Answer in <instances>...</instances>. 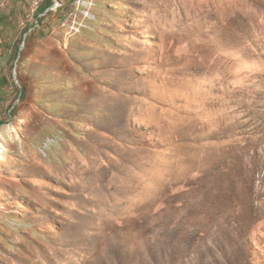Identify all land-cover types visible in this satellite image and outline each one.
I'll use <instances>...</instances> for the list:
<instances>
[{
    "label": "rangeland",
    "instance_id": "374dc122",
    "mask_svg": "<svg viewBox=\"0 0 264 264\" xmlns=\"http://www.w3.org/2000/svg\"><path fill=\"white\" fill-rule=\"evenodd\" d=\"M0 264H264V0H0Z\"/></svg>",
    "mask_w": 264,
    "mask_h": 264
},
{
    "label": "trees",
    "instance_id": "16d2710c",
    "mask_svg": "<svg viewBox=\"0 0 264 264\" xmlns=\"http://www.w3.org/2000/svg\"><path fill=\"white\" fill-rule=\"evenodd\" d=\"M49 3L47 4V7L46 8H48L49 6ZM27 31L25 30V31H23V33L21 34V35H19L18 37H17V39L19 40V41H21L22 40V36L26 33Z\"/></svg>",
    "mask_w": 264,
    "mask_h": 264
}]
</instances>
